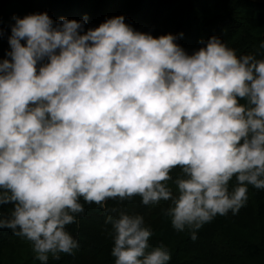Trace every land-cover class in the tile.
<instances>
[{"label":"clouds","instance_id":"obj_1","mask_svg":"<svg viewBox=\"0 0 264 264\" xmlns=\"http://www.w3.org/2000/svg\"><path fill=\"white\" fill-rule=\"evenodd\" d=\"M14 19L0 59V230L42 264L80 248L67 226L84 204L108 212L114 264H169L145 217L108 200L170 202L162 214L196 240L240 212L249 185L264 189V59L216 35L189 53L123 15L86 31L87 17Z\"/></svg>","mask_w":264,"mask_h":264},{"label":"trees","instance_id":"obj_2","mask_svg":"<svg viewBox=\"0 0 264 264\" xmlns=\"http://www.w3.org/2000/svg\"><path fill=\"white\" fill-rule=\"evenodd\" d=\"M12 3L19 10L13 9V21L0 20V59L7 58L10 51L9 37L15 24L14 17L44 12L57 23L61 18L83 21L87 17L85 31L98 27L109 18L123 15L125 22L137 31L150 32L157 37L168 33L177 35L176 42L189 53L199 49L202 40L206 42L216 35L237 49L239 55L254 53L258 59H264V48L260 47L264 43V0H0V8L5 10ZM178 174L179 169L174 170L173 176ZM133 199L108 200L107 208L121 207L131 214L143 215L146 225L154 230L150 237L153 246L163 242L170 252L176 249V254L190 253V250L193 253L188 257L172 255L169 264H230L228 261L235 250L251 259L264 257V189L249 185L248 200L240 212L237 215L231 212L226 216L217 215L197 232L196 240L190 233L177 240L171 228V217H165L161 212L170 202L146 206L140 197ZM11 207L3 206L5 216ZM84 207L78 223L67 226L78 238L80 249L74 255L60 254L56 264H114L112 225L106 222L108 212L94 203L84 204ZM238 230L255 235L257 241L238 240ZM28 243L32 244L9 229L0 230V264H5L8 252H16L15 245L27 247ZM204 250L206 253L203 254ZM38 262V259L31 258L23 264Z\"/></svg>","mask_w":264,"mask_h":264},{"label":"rangeland","instance_id":"obj_3","mask_svg":"<svg viewBox=\"0 0 264 264\" xmlns=\"http://www.w3.org/2000/svg\"><path fill=\"white\" fill-rule=\"evenodd\" d=\"M13 9L15 11H18L19 10L18 9V6H16L15 3L10 4L8 6V8L5 9V10L0 8V20L3 21L5 19H7L8 22L13 21L12 20ZM19 15L21 17V14H19ZM134 201L135 200L133 199V202ZM207 224L208 223H206L200 230H202L203 228H205V226ZM171 228L173 230V233L174 234L176 233L175 236L177 237V240H179L180 239L179 237H181L182 235L183 236L184 235L187 236L189 234V232L187 230L184 231V232H178L172 225H171ZM239 232L240 231L238 230V234L237 233H234V234H237L238 235V240L241 239L244 242H249V243H252L253 241H255V242L257 241V239H255V235L250 236V234L247 231H245V230H241V232H243V233L240 232L241 234H239ZM240 236H242V237L240 238ZM176 243L177 242L174 243L175 244V247L174 248H176ZM31 245L32 244H30V243H28V246L27 247H20V246H16L15 245L14 246V250L16 252H8L7 253L9 255V257L6 258L5 264H23L25 260H28V259H31V258H35V254L36 253L33 251V247H30ZM194 247H195V245L193 247H191V248H194ZM175 250H172L173 252L171 251V256L173 255V256H181V257L187 256L188 257V256L193 255V253H191V250H190V253L187 252V251H184V252H181L180 254H176V251ZM75 252H76V254L78 253L77 250ZM204 253H206L205 250H204L203 254ZM61 254H64V253H61ZM15 256H16V258L13 260V257H15ZM10 259H12L13 261L11 262ZM55 261L56 260L52 258V255L51 256L49 255V262H48V264H56ZM38 263L39 264H42L41 261H39ZM228 263H230V264H264V257L262 256L261 258L251 259V258L248 257V255L242 254V253H238V250H235L234 251V254H232V257H231L230 262L228 261ZM69 264H71V263L69 262Z\"/></svg>","mask_w":264,"mask_h":264}]
</instances>
